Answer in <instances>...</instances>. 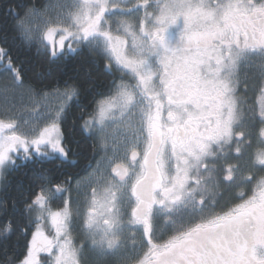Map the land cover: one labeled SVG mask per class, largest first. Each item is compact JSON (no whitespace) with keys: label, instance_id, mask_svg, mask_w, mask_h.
<instances>
[{"label":"snow or ice","instance_id":"1","mask_svg":"<svg viewBox=\"0 0 264 264\" xmlns=\"http://www.w3.org/2000/svg\"><path fill=\"white\" fill-rule=\"evenodd\" d=\"M0 77V264H264V0H0Z\"/></svg>","mask_w":264,"mask_h":264},{"label":"flooded vegetation","instance_id":"2","mask_svg":"<svg viewBox=\"0 0 264 264\" xmlns=\"http://www.w3.org/2000/svg\"><path fill=\"white\" fill-rule=\"evenodd\" d=\"M110 79V78H109ZM248 105L252 106V107H256V92L255 90H251L249 91V94H248V101H247ZM255 147L256 145L253 146V150H255ZM77 165V164H76ZM75 165V166H76ZM75 166H68L64 169V171L68 174H71L74 178L76 177V175L79 173L81 176L84 175V172L82 171L83 170V166L80 168L79 171H76L74 170L73 168ZM64 177H61V179H63ZM73 190L75 188V179L73 180ZM167 238V236H165V239Z\"/></svg>","mask_w":264,"mask_h":264},{"label":"trees","instance_id":"3","mask_svg":"<svg viewBox=\"0 0 264 264\" xmlns=\"http://www.w3.org/2000/svg\"><path fill=\"white\" fill-rule=\"evenodd\" d=\"M71 67V64H70ZM2 78V77H1ZM105 79V77L101 74L100 75V81H103ZM7 82L5 81H1L0 80V91L5 89ZM86 163V161L83 158H79V163H77V165L73 168L76 171H79L80 168ZM23 171V170H21ZM20 177V173L17 172L15 174L12 175V177H10L13 181L17 180ZM31 177L34 178V170L33 171H29L28 176L25 177V183H27V179ZM90 262V261H89Z\"/></svg>","mask_w":264,"mask_h":264},{"label":"rangeland","instance_id":"4","mask_svg":"<svg viewBox=\"0 0 264 264\" xmlns=\"http://www.w3.org/2000/svg\"><path fill=\"white\" fill-rule=\"evenodd\" d=\"M62 0H49V3L52 4V5H56L58 3H61ZM0 80L1 81H5L3 78L0 77ZM6 82V81H5ZM4 96H5V91L1 90L0 91V108H2L5 104V100H4ZM25 103H28V101H25ZM72 196H73V199L74 200H77V199H81L82 200V196H78L77 195V192H76V189L74 188V190L72 191ZM89 255V264H91V254H88Z\"/></svg>","mask_w":264,"mask_h":264}]
</instances>
